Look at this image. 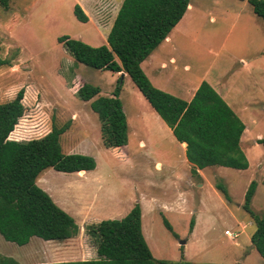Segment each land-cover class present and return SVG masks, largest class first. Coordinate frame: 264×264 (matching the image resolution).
I'll use <instances>...</instances> for the list:
<instances>
[{
  "label": "rangeland",
  "instance_id": "1",
  "mask_svg": "<svg viewBox=\"0 0 264 264\" xmlns=\"http://www.w3.org/2000/svg\"><path fill=\"white\" fill-rule=\"evenodd\" d=\"M122 1L10 0L8 9L0 4L2 56L10 61L0 67V103L25 89L26 110L10 137H42L53 122L71 120L61 137L64 152L89 154L97 160L94 170L69 173L50 168L38 178V184L52 191L53 199L80 225L76 239L64 248L86 252L82 258L96 257L97 242L86 226L122 218L140 202L143 232L156 258L178 261L184 249L185 258L196 264H264L251 239L256 226L243 208L255 179L252 208L264 212V146L258 142L264 137V19L246 0H192L198 5L196 12L188 13L187 24L175 27L170 40L153 53L154 64L156 59L176 58L178 76L188 80L185 88L193 89L205 80L224 91L219 93L246 124L241 147L249 167L212 165L195 175L172 128L128 73L122 77L80 63L58 41L59 36L70 35L94 46L107 44ZM76 3L86 12L87 22L76 18ZM119 77L129 138L123 147L113 148L104 145L101 121L91 101L81 100L76 92L87 82L100 86L101 94L111 95ZM168 87L170 93L185 97ZM218 182L228 187L231 201L216 187ZM162 213L177 237L165 226ZM57 242L35 236L31 246L24 247L0 233V260L8 256L19 263L51 261L53 256L44 248H61Z\"/></svg>",
  "mask_w": 264,
  "mask_h": 264
},
{
  "label": "trees",
  "instance_id": "2",
  "mask_svg": "<svg viewBox=\"0 0 264 264\" xmlns=\"http://www.w3.org/2000/svg\"><path fill=\"white\" fill-rule=\"evenodd\" d=\"M254 12L264 19V0H246ZM8 9L10 0H0ZM190 0H123L107 36V44L94 46L70 35L58 41L76 61L96 69L127 72L146 99L172 128L179 142H186V156L191 171L219 165L247 169L249 159L241 147L246 124L223 96L203 81L191 100L155 86L142 67V62L168 37L186 13ZM79 21L89 20L79 3L74 6ZM10 64L2 56L0 67ZM121 77L111 95H102L101 87L84 83L77 90L81 100L91 101V108L101 121L104 145L123 147L128 143L129 123L120 97ZM25 89L0 103V233L19 245L27 244L33 236L45 240H65L75 237L80 225L68 211L38 184L41 173L50 168L63 172L94 170L97 160L84 153H66L62 135L69 130L71 120L58 125L42 137L28 140L11 139L23 117ZM258 142L264 146V137ZM258 186L253 180L245 194L243 208L251 216L255 227L252 243L264 258V212L257 213L252 201ZM216 187L228 201L232 200L228 187L221 182ZM165 226L176 237L169 218L162 213ZM195 219L190 222L193 231ZM86 231L97 242V257L93 259L57 261L32 264H196L185 258L178 261L154 256L143 232V213L140 202L122 218H106L88 224ZM0 264H20L15 258L3 256ZM239 264V263H206Z\"/></svg>",
  "mask_w": 264,
  "mask_h": 264
},
{
  "label": "crops",
  "instance_id": "3",
  "mask_svg": "<svg viewBox=\"0 0 264 264\" xmlns=\"http://www.w3.org/2000/svg\"><path fill=\"white\" fill-rule=\"evenodd\" d=\"M197 6H198L197 3H194L192 0H190V4L188 6V9H187L186 13L184 14L183 18L179 21V23L175 27L178 28L181 24L182 25H186L187 22H188L186 15H188V13H190L191 11L192 12L195 11L196 10L195 7H197ZM117 13H118V11H117ZM189 15L191 16V14H189ZM212 19H215V18L213 17ZM170 38L171 37H170V34H169L168 37L164 40V42L165 41H169ZM162 43L159 46H161ZM159 46L156 49H158ZM154 51L151 53V55L147 59H145L142 62V67H143L144 71L147 73V75L149 76V78L151 79V81L153 82V84L155 86L159 87L160 89H163L165 91L168 90L167 92L170 91L168 89L170 87H168V86H171L172 88L175 89V91H173V92H177V93L183 92V94H185V97H182V98H184L186 100H191L192 97L194 96V94L196 93L198 87L200 86V84L197 85V86H195L193 89H188L189 87L185 88L186 87L185 85L187 84L188 80L186 82V79L185 78L178 76V74H177V68H176L175 65H173V64H176L177 63L176 58L173 57V56H171L169 62L166 59H158V60L156 59V64H154L155 63V59H153L154 58V54H153ZM147 67L149 68V70L147 69ZM115 73H117L118 75H120L122 72L121 73L120 72H115ZM126 75H127V72H124V77ZM163 78L165 79V81H164ZM163 82H166L168 84V86L165 85L166 83H163ZM172 83H174V85ZM217 91L220 92V93L222 92L224 94V91H221V90H217ZM101 93H103L102 89H101ZM102 95H104V94H102ZM171 131H172V129H171ZM140 138H141L140 139V142H145V140L142 139L143 137L140 136ZM11 139H13V138H11ZM179 143H180L181 149L183 151V154H185V160L188 163V167H192V163L187 159V156H186L187 143L186 142H179ZM156 163H161V162L156 161ZM198 171H199V174L202 175L203 169H199ZM42 186L44 187V185H42ZM44 189H46V191L48 193H50L52 195V197H54L52 191L48 190L46 187H44ZM88 212H89V210H87V211L84 212V217H85V215H88ZM100 220H102V219H100ZM100 220H98V221H100ZM34 237L35 236H33L31 238V240L27 244L24 245V247L31 246V244L33 243V238ZM74 239H76V238L75 237H72V238H68V239H65V240H55V241H58L57 244L62 245L61 248H59V249H56V248L55 249H53V248L52 249L51 248L50 249H47L46 247L44 248V250H47L48 251L46 253H48L51 256H53L52 260L51 261H47V262H37V263H49V262H57V261H68V260H82V259H87V258L80 257V256H83V255H87L86 252H83L82 250H73V249H70V248H64V247H66L68 245V243H70L71 241H74ZM38 245H39V243H38ZM94 249H95L94 251H95V253L97 255L96 246H95ZM56 256H59V258L56 257ZM96 257H93V258H96ZM93 258H90V259H93ZM20 264H32V263H30V262H27V263H24L23 262V263H21L20 262Z\"/></svg>",
  "mask_w": 264,
  "mask_h": 264
},
{
  "label": "water",
  "instance_id": "4",
  "mask_svg": "<svg viewBox=\"0 0 264 264\" xmlns=\"http://www.w3.org/2000/svg\"><path fill=\"white\" fill-rule=\"evenodd\" d=\"M122 77H124V72H122ZM180 242H181V244H184V243H186V240H181Z\"/></svg>",
  "mask_w": 264,
  "mask_h": 264
},
{
  "label": "built area",
  "instance_id": "5",
  "mask_svg": "<svg viewBox=\"0 0 264 264\" xmlns=\"http://www.w3.org/2000/svg\"><path fill=\"white\" fill-rule=\"evenodd\" d=\"M226 233L230 234L231 235V232L230 231H227Z\"/></svg>",
  "mask_w": 264,
  "mask_h": 264
}]
</instances>
